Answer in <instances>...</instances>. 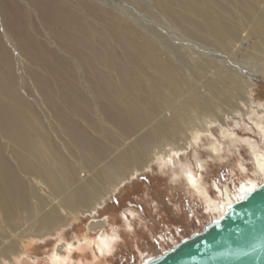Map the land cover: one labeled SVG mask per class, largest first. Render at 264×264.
<instances>
[{
  "label": "bare ground",
  "instance_id": "6f19581e",
  "mask_svg": "<svg viewBox=\"0 0 264 264\" xmlns=\"http://www.w3.org/2000/svg\"><path fill=\"white\" fill-rule=\"evenodd\" d=\"M150 1L185 38L220 50L216 58H191L93 0H0V263L18 264L22 238L70 225L79 212L95 213L148 161L169 158L221 122L220 109L231 116L236 104L247 105L264 59V0ZM241 32L262 37L255 52L239 49ZM236 50L253 59L237 70L236 59L229 61ZM18 58L56 126L35 110ZM86 67L102 70L90 77ZM255 162L264 177V158ZM258 186L242 184L240 199ZM226 195L223 210L234 204ZM106 225L93 221L89 229ZM75 246L60 242L52 263L66 264Z\"/></svg>",
  "mask_w": 264,
  "mask_h": 264
},
{
  "label": "rangeland",
  "instance_id": "374dc122",
  "mask_svg": "<svg viewBox=\"0 0 264 264\" xmlns=\"http://www.w3.org/2000/svg\"><path fill=\"white\" fill-rule=\"evenodd\" d=\"M72 1L76 3L77 0ZM93 2L120 15L156 41L191 53V58L198 59L202 55L205 56L204 53L216 58L219 54L220 50H211L181 35L156 11L150 0H93ZM138 2L149 7L146 6L147 10H141ZM262 26L264 28V21ZM246 34L248 32H241L237 46L246 53L255 52L261 45L262 37L252 33L247 36ZM250 48L254 50L250 51ZM241 55L239 50H236L233 58L229 60L236 59V70L241 62L248 58ZM65 56L69 61H73ZM21 60L17 61L18 65H21L17 71L20 69V72L18 71L20 75L22 71L25 75L27 73L25 61ZM226 61L227 58L224 61L227 68L229 61ZM257 63L262 68L256 73L255 81H252L253 87L248 93V106L243 103L242 107L236 104L239 110L231 116H226L229 112L225 113L224 109H220V115L224 116L221 122L210 123L208 131L198 133L194 139L192 138L191 144L184 149L173 151L169 158L161 154L150 161L151 163L148 161L146 166L130 175L128 179L130 181H124L118 188L112 190L113 192L107 193L102 205L98 206L92 215L86 213L85 216L79 212L77 213L79 219L73 218L68 226L63 224L52 233L39 238L34 234L26 239L22 238L25 240V246L21 245L22 251L16 253L14 260L18 264H47V259L60 242L74 243L86 238L92 245L87 246L85 251L80 248L75 250L66 264H144L169 251L183 240L203 232L209 224L219 220L230 208L227 204L223 210V202H228L226 192L235 203L240 200L239 190L242 184L253 181L261 185L264 182V177L257 173L255 162L256 155L264 158V59ZM99 68L86 67L82 71L86 76L88 74L93 77L96 70H102ZM23 74L22 77L19 75L20 83L25 84L24 82L28 81L26 84L31 87V94L33 93L28 97L34 106H37L35 110L43 113L41 117L47 124L56 126L57 121L53 120L55 117L41 101L29 74L25 75L29 79H25ZM92 131L90 129L89 134L96 139L97 133L93 131L95 136ZM133 138L131 137L128 142ZM112 147L115 148L114 145ZM5 153H9L8 148ZM104 218L107 221L102 230L104 232H87L90 222ZM100 237L102 238L99 239ZM99 241L100 249L97 244ZM34 257L37 258L36 262L32 260Z\"/></svg>",
  "mask_w": 264,
  "mask_h": 264
},
{
  "label": "water",
  "instance_id": "95a60500",
  "mask_svg": "<svg viewBox=\"0 0 264 264\" xmlns=\"http://www.w3.org/2000/svg\"><path fill=\"white\" fill-rule=\"evenodd\" d=\"M144 264H264V182L203 232Z\"/></svg>",
  "mask_w": 264,
  "mask_h": 264
},
{
  "label": "crops",
  "instance_id": "0c3cea01",
  "mask_svg": "<svg viewBox=\"0 0 264 264\" xmlns=\"http://www.w3.org/2000/svg\"><path fill=\"white\" fill-rule=\"evenodd\" d=\"M105 219V218H104ZM94 222H96L95 220H93ZM92 221V222H93ZM99 221V220H98ZM89 224H91V222L89 223ZM89 224H88V228H89ZM68 226V225H67ZM105 228V227H104ZM103 229H99V231H102ZM87 231L88 232H90V233H96L97 231H92V230H90V229H87ZM98 231V232H99ZM103 232V231H102ZM85 238H83V239H79L78 240V242L76 241V242H74V243H70V242H67V243H70V244H76V246L74 247V250H78L79 248H80V250L81 249H83V251H85L84 249L87 247V246H91L92 245V242L89 240L88 241V239L86 240L87 242H82V240H84ZM63 242H66V241H62V243ZM89 242V243H88ZM60 244V243H59ZM91 244V245H90ZM58 245V244H57ZM56 245V246H57ZM53 253H54V251H53ZM53 253L51 254V256L47 259V264H53L52 263V258H53ZM32 260L34 261V262H36L37 261V258L36 257H34V259L32 258ZM50 260V261H49Z\"/></svg>",
  "mask_w": 264,
  "mask_h": 264
},
{
  "label": "trees",
  "instance_id": "16d2710c",
  "mask_svg": "<svg viewBox=\"0 0 264 264\" xmlns=\"http://www.w3.org/2000/svg\"><path fill=\"white\" fill-rule=\"evenodd\" d=\"M130 205V203H128Z\"/></svg>",
  "mask_w": 264,
  "mask_h": 264
}]
</instances>
